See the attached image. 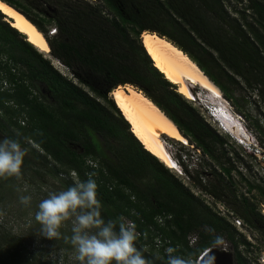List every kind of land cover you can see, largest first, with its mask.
Listing matches in <instances>:
<instances>
[{"label": "trees", "instance_id": "16d2710c", "mask_svg": "<svg viewBox=\"0 0 264 264\" xmlns=\"http://www.w3.org/2000/svg\"><path fill=\"white\" fill-rule=\"evenodd\" d=\"M3 1L37 26L52 56L0 10V133L26 150L21 178L51 177L66 190L95 172L103 218L133 222L140 233L135 245L152 264H167L168 247L185 256L210 248L216 236L231 244L236 264H255L246 236L145 148L108 93L123 85L142 91L209 160L190 171L194 186L249 227L264 223L258 205L231 179L229 136L155 66L141 38L153 32L171 41L243 112L236 91L253 89L264 104V0ZM51 25L57 34L49 35ZM53 59L73 69L78 82ZM255 187L264 197V188ZM31 236L0 223V264H49Z\"/></svg>", "mask_w": 264, "mask_h": 264}, {"label": "rangeland", "instance_id": "374dc122", "mask_svg": "<svg viewBox=\"0 0 264 264\" xmlns=\"http://www.w3.org/2000/svg\"><path fill=\"white\" fill-rule=\"evenodd\" d=\"M231 2L233 5L238 4L236 0H231ZM54 27V25L49 27V35H51V30ZM44 53L52 58L50 53ZM53 63L63 74L78 82L76 72L73 69L66 67L61 61L56 59H53ZM92 80L94 86L102 89L101 91L104 93L107 92L105 82L99 81L96 78H92ZM193 92L196 98L194 97L191 101L196 108L211 122L214 128H218L223 135L229 136L230 144L227 149L230 151L229 157L232 160L231 165H233L231 179L235 182L238 192L248 195L258 205L260 213L264 215V197L256 187L251 188V185H259L264 188V104L258 99L257 92L250 88H244L241 91L235 92L243 112L238 110L231 100H228L234 111L241 117V121L246 128L247 136L246 139H243L233 133L230 134L213 118L214 113H211L212 110L209 107L217 108V106L205 95L206 91L195 86ZM90 93L94 95L95 92L90 91ZM108 95L112 97L111 93H108ZM241 130L244 131L242 127ZM161 138L169 147L174 160L178 161L179 156H181L184 161V166L178 162V169L171 168L172 171L177 173L186 185L197 193H200L205 203L213 206L236 225L237 229L252 243L248 250V256L255 264H264V223L258 222L256 223V227H249L244 222L240 225L236 224L238 216L228 211V206L224 201L216 200L193 184L191 179L192 172L190 171L200 168L202 160L203 162L209 161L203 152L191 144L184 146L185 144L182 142L173 140L165 134ZM0 139H3L1 133ZM228 163L227 165H229ZM205 167L208 168V164ZM186 169H188L190 174L186 172ZM218 171L220 170L218 169ZM207 177L205 178L206 180ZM61 190H64V188L60 187L59 182L51 177H36L34 179L32 177H25L19 180L15 177L0 179V223L13 234H31L30 239L33 241L32 248L36 251L42 250L40 257L42 255V258L48 261L49 264H61V261L62 264H80L75 259L76 253L72 245L68 249L64 246L62 239L53 242V240L40 236V225L34 218L39 202L47 198L49 192ZM21 195L31 196L32 199L29 206L20 203L19 197ZM61 232L64 235L71 236V221L64 223ZM193 240L195 238L191 241ZM53 245H55L54 248ZM223 247L233 252L230 243H223L220 248Z\"/></svg>", "mask_w": 264, "mask_h": 264}, {"label": "clouds", "instance_id": "9594fccd", "mask_svg": "<svg viewBox=\"0 0 264 264\" xmlns=\"http://www.w3.org/2000/svg\"><path fill=\"white\" fill-rule=\"evenodd\" d=\"M55 34L57 32L54 34L51 32V35ZM223 99L227 102L221 101V104L215 102L217 108L209 107L211 113H214L213 118L225 129L224 119L216 113L226 107L233 119L239 121L238 126L246 130L241 117L234 111L228 99ZM228 132L232 133L230 130ZM246 136L247 134L241 132L239 134L243 139H246ZM25 155L26 150L17 140L7 137L0 139V179L15 177L19 180L22 176L21 169ZM178 162L177 160L174 162L176 168ZM96 175L95 172L88 173L87 180L76 181L66 190L49 192L47 198L39 202L34 218L40 225V236L55 241L62 239L65 244L70 243L76 253L75 259L80 264H113V262L114 264H152L135 245L140 233L137 232L133 222H126L124 217L116 221H105L103 218L102 204L97 195L98 185L93 178ZM31 199V196L26 195L19 197L20 203L25 206L31 204ZM67 221H71V236L61 232L62 226ZM223 243V238L216 236L210 248L201 252H191L185 256L175 255L178 249L168 247L165 249L167 264H215V257L210 255V252Z\"/></svg>", "mask_w": 264, "mask_h": 264}, {"label": "bare ground", "instance_id": "6f19581e", "mask_svg": "<svg viewBox=\"0 0 264 264\" xmlns=\"http://www.w3.org/2000/svg\"><path fill=\"white\" fill-rule=\"evenodd\" d=\"M0 6H2L0 10L8 16L9 19L7 18V20L10 21L12 26L25 33L28 41L41 51L49 53L50 45L45 35L32 21L3 0H0ZM141 38L155 66L165 74L166 78L178 85L180 93L189 99L196 98L193 88L198 86L206 91L205 95L212 102H218L219 104H221V101L227 102L223 99L225 96L222 90L196 62L171 41L153 32H145ZM112 97L131 124L133 133L144 144L145 148L155 154L168 167L175 169V160L161 136L165 134L183 144L190 145V143L174 121L142 91H138L132 86H118L112 92ZM223 108L216 115L225 120V122L222 121L227 131L230 130L239 137L241 126H232L233 117L226 107Z\"/></svg>", "mask_w": 264, "mask_h": 264}, {"label": "water", "instance_id": "95a60500", "mask_svg": "<svg viewBox=\"0 0 264 264\" xmlns=\"http://www.w3.org/2000/svg\"><path fill=\"white\" fill-rule=\"evenodd\" d=\"M210 255L215 257V264H235L236 263L234 252H231L224 247L212 249V251L210 252Z\"/></svg>", "mask_w": 264, "mask_h": 264}, {"label": "built area", "instance_id": "2783aa9c", "mask_svg": "<svg viewBox=\"0 0 264 264\" xmlns=\"http://www.w3.org/2000/svg\"><path fill=\"white\" fill-rule=\"evenodd\" d=\"M51 32H52V34H54V33L57 32V29L56 28H53ZM241 223H242V220L240 218H237L236 219V224L240 225ZM192 239H194V237ZM159 243H161V240L158 239V244Z\"/></svg>", "mask_w": 264, "mask_h": 264}, {"label": "snow or ice", "instance_id": "6c2138e0", "mask_svg": "<svg viewBox=\"0 0 264 264\" xmlns=\"http://www.w3.org/2000/svg\"><path fill=\"white\" fill-rule=\"evenodd\" d=\"M0 7H2V6H0Z\"/></svg>", "mask_w": 264, "mask_h": 264}]
</instances>
